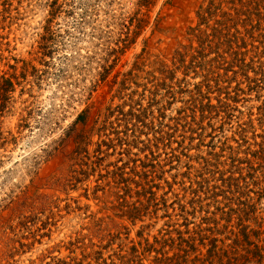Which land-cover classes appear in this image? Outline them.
<instances>
[{
	"label": "rangeland",
	"instance_id": "rangeland-1",
	"mask_svg": "<svg viewBox=\"0 0 264 264\" xmlns=\"http://www.w3.org/2000/svg\"><path fill=\"white\" fill-rule=\"evenodd\" d=\"M206 5L0 0V264H264V20Z\"/></svg>",
	"mask_w": 264,
	"mask_h": 264
},
{
	"label": "trees",
	"instance_id": "trees-1",
	"mask_svg": "<svg viewBox=\"0 0 264 264\" xmlns=\"http://www.w3.org/2000/svg\"><path fill=\"white\" fill-rule=\"evenodd\" d=\"M229 3L232 6V10L235 11L234 17L232 18L230 17V14L222 12V9L220 8L222 0H207L206 8L197 12L199 24L194 30L197 31L198 34L200 33L203 36V39L200 38V46H204L205 44V46L209 47L213 43L214 39L221 40L229 36V24L232 22L240 21L241 16L242 18H245L244 22H248L249 24L253 23L254 21H257L259 23L260 21L264 20V0H237V4L235 0H231L229 1ZM217 16H219L222 20L216 21L214 23V26L211 29V34H207V31L202 32L200 30L201 25H206L213 17ZM8 86V88H11V83L8 82ZM10 90L5 89L4 95L7 96ZM85 121L86 119L84 118V115H79L76 122L69 129L68 134L65 137L67 141H69V139L72 138L73 135L75 137L74 143L80 144L77 142V139L80 135L83 134V130H78L77 125H84ZM64 142L65 140L63 139L59 146H62ZM243 234L244 239L248 240L249 237H247V233L244 232ZM212 252H215L216 254L215 247L212 248ZM261 259L262 257H260L259 262H261Z\"/></svg>",
	"mask_w": 264,
	"mask_h": 264
}]
</instances>
